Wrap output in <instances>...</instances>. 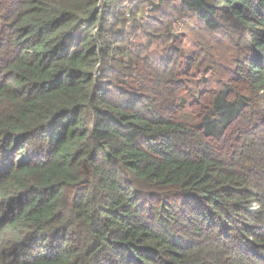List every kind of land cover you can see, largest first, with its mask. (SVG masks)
I'll list each match as a JSON object with an SVG mask.
<instances>
[{"label":"trees","instance_id":"16d2710c","mask_svg":"<svg viewBox=\"0 0 264 264\" xmlns=\"http://www.w3.org/2000/svg\"><path fill=\"white\" fill-rule=\"evenodd\" d=\"M0 264H264V0H0Z\"/></svg>","mask_w":264,"mask_h":264},{"label":"rangeland","instance_id":"374dc122","mask_svg":"<svg viewBox=\"0 0 264 264\" xmlns=\"http://www.w3.org/2000/svg\"><path fill=\"white\" fill-rule=\"evenodd\" d=\"M131 5H129L130 7ZM147 4H143L141 7V12L139 14L142 20L148 19L151 14L150 10L147 8ZM194 18H189L188 24L183 22H178L175 25V34L180 35L179 39L181 40L183 37H187V41L184 43L185 51L192 55L193 52H198L199 43L201 44L200 48L204 47L203 57L200 59L203 67L200 70H191L188 76H183V81L187 89L198 87L199 89L209 90L219 88L218 84L220 83H229L231 79V70L235 69L237 66L234 63L235 55L232 52V46L224 39V41H216L219 38H211V40H207L203 45L202 35L194 36L192 35V29H190L194 25ZM135 36L132 38V40ZM139 37L137 42L139 41ZM134 41V40H133ZM159 51L158 46H153L150 49V52ZM204 78L211 79V81L206 84L202 80ZM237 85V84H234ZM239 90L243 91L242 85H237ZM186 88L181 90V96H188Z\"/></svg>","mask_w":264,"mask_h":264}]
</instances>
